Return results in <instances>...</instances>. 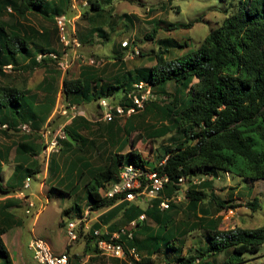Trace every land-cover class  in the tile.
Listing matches in <instances>:
<instances>
[{"label":"trees","instance_id":"16d2710c","mask_svg":"<svg viewBox=\"0 0 264 264\" xmlns=\"http://www.w3.org/2000/svg\"><path fill=\"white\" fill-rule=\"evenodd\" d=\"M113 1L88 0V6L84 7L87 9L81 15L88 21L89 27L76 31L75 23L72 37L78 43L93 46L97 38L110 41L105 27L112 24L115 16L111 13L112 9L106 6ZM217 1L228 4L224 11L225 19L219 27L209 32L197 49L190 48L168 59L169 50L161 47L154 54V66L136 70H125L124 58L118 54L113 58L114 64L103 70L85 65L76 79H63L62 93L67 102L108 100L114 114H117L116 107L128 111L133 106L128 96L138 91L134 86L147 83L152 89V97L146 102L142 111L144 114L138 118L157 111L163 121L159 127H153L150 138L157 140L173 133L183 134L182 141L174 148L167 149L163 160L165 163L152 168L160 176H167L169 183L159 198L147 201V207L137 203H120L123 199L120 195L108 198L101 194V189L107 183L118 179L124 164L148 167V162L138 150L123 153L132 134L138 131L132 121H127L130 125L125 129V138L118 139L117 152L109 153L108 157L98 151L97 156H93L99 144L82 135L83 130L88 131L93 126L85 117H74L64 127L65 139H59L63 158L68 159L62 169L67 166L68 174L86 181L84 190L91 213L110 209L101 218L102 224H108L124 211L126 226L115 230H126L127 234L122 235L119 242L124 245L132 264H160L156 256L163 249L177 253L171 259H160L162 264H245L250 261L246 259L247 256L258 255L264 246V226L256 229H222V219L217 212L229 206L215 195L213 187L215 179L227 174L245 182L264 181V0ZM71 5L72 0H0V77L7 76V67L20 74L44 69L50 76L38 87V91L45 94V99L41 101L38 92L31 94L17 86L0 83L1 133L7 137H18V142L14 144V171L6 185L0 182V193L9 197L23 189L28 178L42 173L38 158L45 146L38 140L42 139L40 132L50 124L56 106L57 89L51 82L52 77L62 75L60 70L55 71L50 67L52 63H58V57L63 56L53 46L56 35L63 47L56 18H72L75 12ZM6 14L13 17L15 22H6L3 19ZM32 14L49 18L55 24L54 29L44 27L38 30L24 24L22 21L29 22ZM125 18L128 19V16L125 15ZM194 24L181 25V28L191 29ZM159 30L154 26L147 36L148 40H155ZM188 46L189 43H185V46L179 47ZM51 54H56L57 59H53ZM109 67L117 68V72L109 76L106 73ZM171 83L175 87L172 94L168 91ZM24 127H28L29 131ZM109 130L111 133L112 127ZM141 137L140 134L138 138ZM134 144H131L133 148ZM11 151L10 147H0V178L4 166L9 164ZM101 156L104 166L95 168L94 158L102 161ZM49 162L52 176L57 171L62 172L54 158ZM204 177L208 179L199 185L193 184L195 179ZM182 179L183 182H180ZM186 182L191 184L186 192V206L171 203L169 209L162 211V199H170L181 193ZM75 187V184L71 186V194L77 192ZM57 189L53 188L59 191ZM230 195L234 196L232 193ZM11 199H6L4 205L0 206V264H13L3 238L11 229ZM212 207L216 216H213ZM248 207L253 212L259 211L262 207L260 199L255 198L248 203ZM79 214H82L81 210ZM143 215L146 219L140 221ZM134 221L137 225L132 227ZM197 230L207 234V246L183 256L181 248L177 247L178 241ZM129 234H132V238H129ZM82 237L87 248L91 249L92 245L98 251L93 233H80ZM103 238L108 239L109 236L104 235ZM130 249L138 252L139 260L129 255ZM69 250L70 247H67L68 254Z\"/></svg>","mask_w":264,"mask_h":264},{"label":"rangeland","instance_id":"374dc122","mask_svg":"<svg viewBox=\"0 0 264 264\" xmlns=\"http://www.w3.org/2000/svg\"><path fill=\"white\" fill-rule=\"evenodd\" d=\"M227 6L226 2L217 0H114L111 5L106 6L107 9H112L111 13L115 16L112 19V24L105 27L110 41L97 38L96 45L84 46L80 44L81 47L77 48L71 44L65 49L64 46H60L57 36L54 35V50L60 51L63 57L61 58L60 56L62 64L55 62L50 67L54 68L55 71L60 70L62 75L59 78L56 75L52 77L53 80L51 82L54 83L57 89L56 106L50 117V124H47L40 132V134L42 133V139L38 140L39 143L45 146L38 158L42 164V173L31 177V187L28 190L24 192L23 189H20V191L17 190L16 194L10 195L12 197L11 203H9L12 206L9 209L12 214L9 220L11 229L8 230V233L3 238L10 252L11 259H13V264H36L32 252L29 250V243L34 236L43 239L57 255L67 249V247H71L70 251L73 260H75V255H79L80 259L85 258L86 242L84 237L80 238L75 244L68 245L69 240L66 234L67 223L78 218L80 210L81 213H85L89 208L87 206L88 200L83 199L86 194L84 190L86 181H81L74 174H68L66 172L67 166L62 169L64 162L68 159L63 158L64 155H62L60 150L59 139H63V134H65L64 127L74 117L82 116L93 123L90 130L82 131V135L99 144L98 150H95L93 155L94 157L97 156V151L99 153L102 152L105 157H108L109 153L117 152L119 147L118 139L125 138V129L130 125L127 121H132L138 131L132 134L131 141L123 153L127 154L134 149L138 150L142 153L143 158L148 162V167L151 169L162 163L168 148H174L184 138L183 134L173 133L164 138L152 140L149 136L151 130L153 127H159L163 122L157 111H153L140 119L138 118L139 115L144 114L142 110L133 114L130 119H128L129 116L124 115L110 122L105 118L106 110L101 107V102L83 103V99H80L81 102L69 103L64 99L62 93L63 79L65 77L69 80L76 79L79 77L83 66H92L90 64L91 61H94L93 67L103 70L106 66L114 64L113 58L117 57L118 54H121L124 58L126 63L125 70H136L154 66V54L161 47L169 50L168 59L179 56L189 51L190 48L197 49L209 32L221 25L225 19L224 11ZM85 9L87 8L81 6L79 12L82 14ZM125 15L128 16V19L125 18ZM3 19L9 24L15 22V19L9 14H6ZM22 22L38 30L44 27L53 30L55 27L54 22L49 18L38 14L29 16V22ZM193 22L195 23L193 28H181V25H188ZM75 23L76 31H84L89 27L88 21L82 15L78 17ZM154 26L159 27L160 30L155 40H148L147 36L151 34ZM125 43H128V45L123 48ZM177 43L180 44L179 46H185V43H189V46L188 48H180L176 45ZM116 70L117 68L109 67L106 73L110 76L113 72L116 73ZM5 73L7 76H1L0 83L17 86L19 89L28 90L31 94L38 92L39 100L45 99V94L38 91V87L44 79L50 78L44 69H37L33 73L20 74L7 67ZM114 85L116 86L117 83L114 82ZM168 91L171 94L175 91L173 83L168 85ZM79 95L81 96V94ZM109 99L112 100L113 98L110 97ZM159 101H161V98ZM109 126L113 129L111 133H109ZM1 129L2 127H0V147H10L12 150L9 164L4 166L1 173L0 182L5 184L15 167L16 150L14 144L18 142V137H7L1 133ZM140 134L142 137L138 138ZM55 139L58 141L57 146L49 150L50 144ZM132 142L135 143V148L131 146ZM53 158L58 163L60 170H62V172L57 171L55 176L50 174L49 161ZM103 163V157L102 161L94 158L93 165L95 168L104 166ZM45 175H48V180ZM206 179L208 178L195 179L193 184L199 185ZM73 184H75L77 192L71 194L70 190ZM190 185L187 182L183 185L181 193L178 194L180 202L176 203L177 205L186 206L188 202L186 192ZM54 187H57L59 191L53 190ZM213 187L215 195L229 206L228 209L217 212V216L222 219V229H256L264 226V181L245 182L231 175H222L213 181ZM102 189L101 193L103 195ZM21 191L25 197L19 199L18 193ZM230 193L234 196H231ZM10 197L0 193V206H3L6 199ZM255 198H259L262 205L257 212H253L248 207V203ZM30 203L33 204V207H30ZM134 203L144 207L148 205L145 199L144 201L137 200ZM206 207H210V205ZM67 210H69L68 213H64ZM212 211L213 216H216L213 207ZM95 216H91V226L95 222ZM116 224L118 227L123 228L126 226V221L120 217ZM150 224L154 225L152 222ZM206 236L207 234L204 231L197 230L180 239L177 247L181 248L183 256L194 254L196 250H202L207 246ZM91 247L94 249L92 245ZM96 252L98 254V251ZM176 253L173 250L165 251L163 249L156 258L162 264L161 260L166 257L171 259V256ZM246 259L250 261L245 264H264V246L258 255L247 256ZM220 260H222V257ZM122 262L123 264H132L129 257L123 259ZM104 263L110 264L108 260Z\"/></svg>","mask_w":264,"mask_h":264},{"label":"built area","instance_id":"2783aa9c","mask_svg":"<svg viewBox=\"0 0 264 264\" xmlns=\"http://www.w3.org/2000/svg\"><path fill=\"white\" fill-rule=\"evenodd\" d=\"M81 6L87 7L88 0H72L71 8L75 12V15H73L72 18H69L68 16H60L56 18L60 42L65 47V49H67L71 44L77 48L81 47L80 43H78V41L72 37L75 33V21L81 16V13L79 12ZM127 45L128 43H125V47H127ZM50 56L53 59H57L56 54H51ZM62 57L63 56H61V58ZM61 58L58 57V64H62ZM90 64L93 66L94 61H91ZM134 87L137 88L138 91H133L129 94L128 98L133 101V106L128 111H125L122 107H116L117 114H114L109 101H101V107L106 110L105 118L108 121L111 122L114 118L123 117L124 115L130 117L131 115L141 112L145 109L146 102L151 100L152 89L149 84L144 82L136 84ZM24 130L29 131L27 127H24ZM62 138H65L64 134ZM57 142V139L52 141L49 150H52L54 147H56ZM164 163L165 161L160 163V165H163ZM226 176L230 175L227 174ZM31 180L32 179L30 177L26 181L23 188L24 192L31 187ZM180 182H183V179L180 180ZM168 183L169 178L167 176H160L157 171L149 167H142L129 163L124 164V166L121 167L118 179L107 184L105 189H102V191L104 192L103 196L108 198H114L118 195L123 196V199L120 202L134 203L137 200L144 201V199L151 202L152 200L160 197L161 193L165 189V185ZM18 196L17 197L19 199L21 197H25L22 191L18 193ZM178 202H180V197L178 194L174 195L170 199H162L160 202V209L165 211L169 209L171 203ZM30 207H33L32 203H30ZM91 214L90 208H88L85 213H82L80 216H78V218L67 223L66 234L69 240L68 245L78 242L80 239V233L83 235L84 233L85 235L93 233V235L96 237L95 243L100 255L103 257H111L121 260L127 259L128 254L125 250V247L119 242L120 237L127 234L126 230L122 229L120 232H115L112 234H104L101 230H94L90 225ZM145 219V215L140 217V221H144ZM136 225V221L131 223L132 227H135ZM104 235H108L109 238H103ZM129 238H132V234H129ZM29 250L32 252L33 259L35 260L36 264H71V257L67 251L57 255L52 251L51 247L39 237H33L29 243ZM128 252L130 256L139 260V254L135 249H130Z\"/></svg>","mask_w":264,"mask_h":264},{"label":"crops","instance_id":"0c3cea01","mask_svg":"<svg viewBox=\"0 0 264 264\" xmlns=\"http://www.w3.org/2000/svg\"><path fill=\"white\" fill-rule=\"evenodd\" d=\"M45 178L47 179L48 178V175L47 176L45 175ZM8 180H7V182H8ZM7 182L4 185H6ZM83 199H86L87 200V193L84 195ZM87 206H88V204H87ZM109 211H110V209H103V210H100L98 212H93L91 214V216L96 215L94 217L95 222L93 223V226H92L93 229L101 230L104 234H106V233L112 234V233H115L116 232L115 229H119L120 228V227H118V225L116 224V222L118 220H120V217H122L124 219V217H123L124 216V211L120 212L119 215L116 216L110 223H108V224H105V223L102 224L101 223L102 216H104ZM96 226H99V227L98 228H95ZM66 250L67 249H64L59 254H62ZM85 254H86L85 255V258H81L80 259L79 258V255H75V260H73V257H72L71 251H70V257L72 258L71 264H72V262H75L77 264H105L104 262L107 261V260H108V262L110 264H123V262H122L123 260H121V259H116V258H111V257H103L102 255L99 254V252L97 254V252L92 247H91V249L86 247L85 248ZM85 259H87V260H85Z\"/></svg>","mask_w":264,"mask_h":264}]
</instances>
